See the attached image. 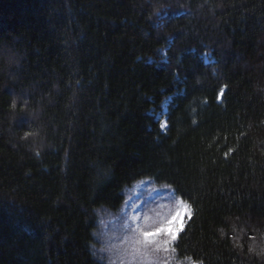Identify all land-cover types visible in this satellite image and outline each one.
<instances>
[{"label": "trees", "instance_id": "16d2710c", "mask_svg": "<svg viewBox=\"0 0 264 264\" xmlns=\"http://www.w3.org/2000/svg\"><path fill=\"white\" fill-rule=\"evenodd\" d=\"M143 180L191 216L128 264H264V0H0V264H120Z\"/></svg>", "mask_w": 264, "mask_h": 264}, {"label": "rangeland", "instance_id": "374dc122", "mask_svg": "<svg viewBox=\"0 0 264 264\" xmlns=\"http://www.w3.org/2000/svg\"><path fill=\"white\" fill-rule=\"evenodd\" d=\"M205 59L211 61L210 55L205 56ZM162 127L166 128L165 120ZM108 216L109 219L102 222L103 229H99V235L107 242L110 251H108L109 247L103 245L104 248L99 251V254L104 257L108 254L120 264L140 260V255L138 257L128 255L130 245L127 243L131 240L129 233H132L136 236L135 242H138L139 238L143 241L141 245L135 244L140 246V253L151 263L149 259H153L154 250L163 251L172 247L190 218L191 211L174 191L157 187L149 180H143L128 190V197L122 211L117 215ZM142 248H146L147 252ZM154 261L157 264L156 260ZM159 264L167 263L161 260Z\"/></svg>", "mask_w": 264, "mask_h": 264}]
</instances>
